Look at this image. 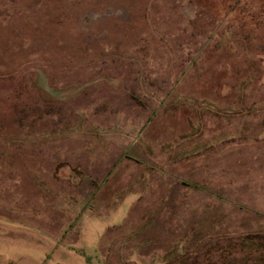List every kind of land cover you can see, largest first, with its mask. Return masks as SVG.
Returning a JSON list of instances; mask_svg holds the SVG:
<instances>
[{"label":"rangeland","instance_id":"obj_1","mask_svg":"<svg viewBox=\"0 0 264 264\" xmlns=\"http://www.w3.org/2000/svg\"><path fill=\"white\" fill-rule=\"evenodd\" d=\"M0 264H264V0H0Z\"/></svg>","mask_w":264,"mask_h":264}]
</instances>
